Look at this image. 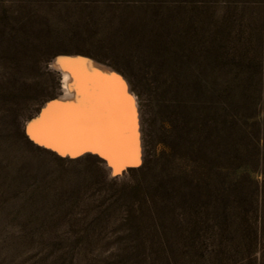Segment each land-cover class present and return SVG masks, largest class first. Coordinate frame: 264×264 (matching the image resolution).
<instances>
[{
	"label": "rangeland",
	"instance_id": "rangeland-1",
	"mask_svg": "<svg viewBox=\"0 0 264 264\" xmlns=\"http://www.w3.org/2000/svg\"><path fill=\"white\" fill-rule=\"evenodd\" d=\"M71 52L130 79L138 166L27 135ZM0 264H264V0H0Z\"/></svg>",
	"mask_w": 264,
	"mask_h": 264
},
{
	"label": "bare ground",
	"instance_id": "bare-ground-1",
	"mask_svg": "<svg viewBox=\"0 0 264 264\" xmlns=\"http://www.w3.org/2000/svg\"><path fill=\"white\" fill-rule=\"evenodd\" d=\"M51 68L60 90L27 121L29 138L63 156L97 154L113 175L138 166L146 154L144 113L130 79L74 52L56 55Z\"/></svg>",
	"mask_w": 264,
	"mask_h": 264
}]
</instances>
